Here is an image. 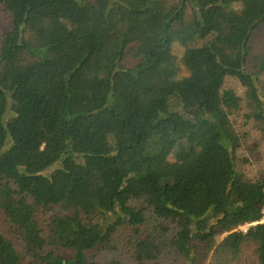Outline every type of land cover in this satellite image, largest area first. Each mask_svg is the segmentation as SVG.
I'll list each match as a JSON object with an SVG mask.
<instances>
[{
	"label": "trees",
	"instance_id": "16d2710c",
	"mask_svg": "<svg viewBox=\"0 0 264 264\" xmlns=\"http://www.w3.org/2000/svg\"><path fill=\"white\" fill-rule=\"evenodd\" d=\"M0 11V209L33 264H264V166L236 129L264 134V0ZM0 264H24L1 232Z\"/></svg>",
	"mask_w": 264,
	"mask_h": 264
},
{
	"label": "rangeland",
	"instance_id": "374dc122",
	"mask_svg": "<svg viewBox=\"0 0 264 264\" xmlns=\"http://www.w3.org/2000/svg\"><path fill=\"white\" fill-rule=\"evenodd\" d=\"M6 15L0 11V38L5 34L7 30V20ZM174 53L177 57L179 63L182 59L184 48L178 44L174 47ZM226 88H233L237 91L238 95H244L245 89L240 85L237 80L228 78L225 82ZM236 129L241 137V146L238 150L239 156L246 158L251 161L250 171L253 176L262 171L264 166V134L257 127L254 122H250L248 124H244V122L239 120L236 123ZM258 145L257 149L255 145ZM254 149V150H253ZM264 222V218H263ZM157 225V220L154 215L150 212L147 213V223L143 226L142 232L145 235H150L154 230V227ZM243 231L248 229V226H244L240 228ZM0 232L9 240H11L16 248L24 264H33L31 260L27 257L26 252L24 250L23 244L18 237L16 229H14L5 218L3 211L0 209ZM132 233L130 228H121L115 235V239L118 243H122V239L129 237ZM103 258L109 259L110 256L107 252L102 255ZM243 264H257V261L252 257L251 252H249V248H247L245 254L242 256Z\"/></svg>",
	"mask_w": 264,
	"mask_h": 264
}]
</instances>
